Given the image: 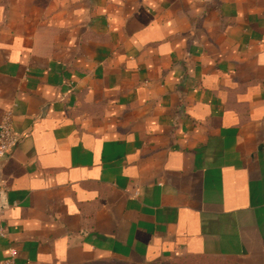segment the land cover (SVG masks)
Instances as JSON below:
<instances>
[{
	"label": "crops",
	"instance_id": "1",
	"mask_svg": "<svg viewBox=\"0 0 264 264\" xmlns=\"http://www.w3.org/2000/svg\"><path fill=\"white\" fill-rule=\"evenodd\" d=\"M0 259L264 264V0H0Z\"/></svg>",
	"mask_w": 264,
	"mask_h": 264
},
{
	"label": "built area",
	"instance_id": "2",
	"mask_svg": "<svg viewBox=\"0 0 264 264\" xmlns=\"http://www.w3.org/2000/svg\"><path fill=\"white\" fill-rule=\"evenodd\" d=\"M18 141V136L12 125V116L8 111L0 121V159H2L10 149H12ZM5 236V231L0 225V238ZM17 252L15 249H10L8 257L0 259V264H17Z\"/></svg>",
	"mask_w": 264,
	"mask_h": 264
},
{
	"label": "trees",
	"instance_id": "3",
	"mask_svg": "<svg viewBox=\"0 0 264 264\" xmlns=\"http://www.w3.org/2000/svg\"><path fill=\"white\" fill-rule=\"evenodd\" d=\"M211 257L213 256H207V255H188V256L184 255L182 256V255H179V256H174L173 258H170V259H157V260H150V261H145V262H128V261L113 259V260H108V261L87 262V263H82V264H196V263L202 264V259L211 258ZM104 262H109V263H104ZM228 263L232 264L231 262H228Z\"/></svg>",
	"mask_w": 264,
	"mask_h": 264
},
{
	"label": "rangeland",
	"instance_id": "4",
	"mask_svg": "<svg viewBox=\"0 0 264 264\" xmlns=\"http://www.w3.org/2000/svg\"><path fill=\"white\" fill-rule=\"evenodd\" d=\"M184 256V255H182ZM188 256V255H185ZM226 259L220 258V257H211V258H206V259H202V264H230L228 262H231L232 264H238L234 261L231 260H226L228 262L225 261ZM104 263H109V262H104ZM196 264H201V263H196Z\"/></svg>",
	"mask_w": 264,
	"mask_h": 264
}]
</instances>
